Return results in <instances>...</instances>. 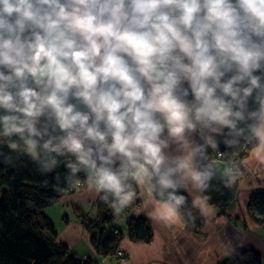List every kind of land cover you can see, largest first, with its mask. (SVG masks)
I'll use <instances>...</instances> for the list:
<instances>
[{
  "label": "clouds",
  "instance_id": "9594fccd",
  "mask_svg": "<svg viewBox=\"0 0 264 264\" xmlns=\"http://www.w3.org/2000/svg\"><path fill=\"white\" fill-rule=\"evenodd\" d=\"M0 133L121 210L138 177L178 222L217 137L264 145V0H0Z\"/></svg>",
  "mask_w": 264,
  "mask_h": 264
},
{
  "label": "trees",
  "instance_id": "16d2710c",
  "mask_svg": "<svg viewBox=\"0 0 264 264\" xmlns=\"http://www.w3.org/2000/svg\"><path fill=\"white\" fill-rule=\"evenodd\" d=\"M5 141H0V264H95L90 259L77 260L65 246L56 240L57 233L44 211L79 185L92 184L85 171L76 174L71 181L63 161L72 157H61V164L51 170L42 169L30 156L12 152L8 147V138L0 133ZM225 137H217V151L227 154V158L243 162L258 145L256 142L229 146ZM207 154H214L207 149ZM11 155V162L6 159ZM215 175L206 191L199 192L205 202L214 208H224L234 198L237 181L242 177V169L237 166V175H227L224 179L211 166ZM131 181V180H130ZM135 187L134 181H131ZM136 197L123 210L114 207L111 198L108 202L101 199L100 192L96 202L98 216L95 219H83L82 225L90 234L93 249L101 256L108 257L117 253L123 233L114 226L118 218L125 217L131 207L139 206L138 189ZM181 195L187 201L181 209V220L185 229L201 234L202 216L197 212L184 188ZM205 197L207 199H205ZM250 217L264 229V193L250 198L248 202ZM190 213V215H189ZM127 237L137 243L149 244L153 239L152 229L145 217H127ZM219 264H261V257L251 250H242Z\"/></svg>",
  "mask_w": 264,
  "mask_h": 264
},
{
  "label": "crops",
  "instance_id": "0c3cea01",
  "mask_svg": "<svg viewBox=\"0 0 264 264\" xmlns=\"http://www.w3.org/2000/svg\"><path fill=\"white\" fill-rule=\"evenodd\" d=\"M207 149L217 152L215 148ZM262 149L264 145H258L242 162L243 175L236 183L232 202L224 208L209 206L198 187L191 183L187 185L185 191L189 200L202 216L201 234L188 232L181 219L166 224L149 215L151 204L148 195L139 178L135 177L140 204L131 207L127 216L114 223L124 235L117 247V251L124 254L123 260L116 253L108 257L99 255L91 246L89 232L82 225L83 219L98 216L96 202L100 192L94 185L74 187L58 203L46 208L44 214L55 227L57 242L77 260L90 259L95 264H219L237 252L251 250L261 257V264H264V229L254 222L247 209L252 196L264 193ZM214 166L217 174L226 179L225 167L220 164ZM131 216L148 220L153 234L149 244L128 239L126 221Z\"/></svg>",
  "mask_w": 264,
  "mask_h": 264
},
{
  "label": "built area",
  "instance_id": "2783aa9c",
  "mask_svg": "<svg viewBox=\"0 0 264 264\" xmlns=\"http://www.w3.org/2000/svg\"><path fill=\"white\" fill-rule=\"evenodd\" d=\"M203 164L206 165H217L220 164L225 167V171L227 175H237V166H240L242 169V162L238 160H233L227 158V154L217 151L214 154H207L206 153V159L202 161ZM256 178V176H254ZM116 255L120 258V260L124 259V254L122 251H117Z\"/></svg>",
  "mask_w": 264,
  "mask_h": 264
},
{
  "label": "rangeland",
  "instance_id": "374dc122",
  "mask_svg": "<svg viewBox=\"0 0 264 264\" xmlns=\"http://www.w3.org/2000/svg\"><path fill=\"white\" fill-rule=\"evenodd\" d=\"M0 141H2V142H4L5 141V139L2 137V136H0ZM129 180H131V181H134L135 180V177L134 176H130L129 177ZM86 185H89V184H86ZM93 185V184H92ZM115 226H116V224H114ZM120 224H118V226H119ZM117 227V226H116ZM120 227V226H119ZM128 239L130 240V241H132L129 237H128ZM132 242H134V241H132ZM137 243V242H136Z\"/></svg>",
  "mask_w": 264,
  "mask_h": 264
}]
</instances>
